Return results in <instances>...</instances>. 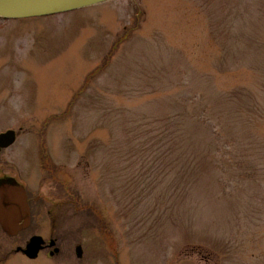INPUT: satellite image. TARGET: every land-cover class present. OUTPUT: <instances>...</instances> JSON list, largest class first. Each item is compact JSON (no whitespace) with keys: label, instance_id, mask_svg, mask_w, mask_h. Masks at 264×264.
<instances>
[{"label":"rangeland","instance_id":"1","mask_svg":"<svg viewBox=\"0 0 264 264\" xmlns=\"http://www.w3.org/2000/svg\"><path fill=\"white\" fill-rule=\"evenodd\" d=\"M7 129L0 175L25 186L32 222L0 225V264H116L113 248L121 264H264V0L0 17ZM33 235L60 256L28 258Z\"/></svg>","mask_w":264,"mask_h":264},{"label":"water","instance_id":"2","mask_svg":"<svg viewBox=\"0 0 264 264\" xmlns=\"http://www.w3.org/2000/svg\"><path fill=\"white\" fill-rule=\"evenodd\" d=\"M108 0H0V17L27 18L62 13ZM16 141V132L0 133V150ZM31 224V209L25 187L15 179L0 182V225L9 236H15ZM44 238L33 235L22 252L31 259L44 248ZM55 240L51 241V245ZM81 248V246H79ZM55 251H58L56 248ZM51 251V254L55 252ZM79 256L82 251H79Z\"/></svg>","mask_w":264,"mask_h":264},{"label":"flooded vegetation","instance_id":"3","mask_svg":"<svg viewBox=\"0 0 264 264\" xmlns=\"http://www.w3.org/2000/svg\"><path fill=\"white\" fill-rule=\"evenodd\" d=\"M2 149L4 150L7 148H2ZM41 150L42 151L40 153V156L38 159V164H37V176L41 177L42 179H48L50 177L52 179V182H53V156L48 151H45L44 148H41ZM8 179H11L10 176L0 175V182L3 180H8ZM25 190H26V188H25ZM26 193H27V190H26ZM42 196H43V194L42 195L41 194L36 195L35 200L39 201ZM27 197H28V201H29V205H30V196L28 195V193H27ZM30 209H31V205H30ZM31 222H32V209H31ZM53 239L55 240V244L51 245V241ZM58 241H59L58 238L51 237L48 244L46 243V241H44V248L43 249H48L50 251L51 256L59 257L61 254L62 248L60 247L61 245L58 244ZM112 242H114L113 239H112ZM79 246H81V248H79ZM56 248L58 249V251H55ZM52 250L55 251L53 253V255L51 254ZM71 250L74 252L75 256L78 259H82L84 257L85 245H83L81 242H73V245H71ZM80 250L82 251V254L79 256L78 253ZM113 250H114V253H113L112 257L114 258V262L116 264H121L119 257H118V254L116 253V250L114 248H113Z\"/></svg>","mask_w":264,"mask_h":264}]
</instances>
